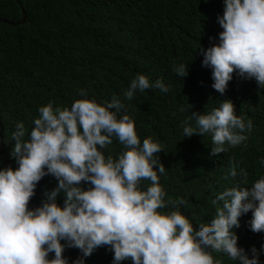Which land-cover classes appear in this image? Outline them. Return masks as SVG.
I'll use <instances>...</instances> for the list:
<instances>
[{"label":"clouds","instance_id":"obj_1","mask_svg":"<svg viewBox=\"0 0 264 264\" xmlns=\"http://www.w3.org/2000/svg\"><path fill=\"white\" fill-rule=\"evenodd\" d=\"M223 5L217 42L198 49L201 66L211 69V87L223 95L235 74L264 88V0H223ZM173 71L185 78L188 64L180 63ZM150 88L168 91L160 80L150 83L138 74L123 97L131 101L137 90ZM80 96L70 107L54 108L51 101L40 106L30 131L18 122L11 134L16 167H0V264H69L66 249L82 254L72 264H84L100 247L111 250L113 264H221L212 252L227 254L238 264H259L257 249L253 246L249 257L232 229L251 212L249 230L264 233V176L249 187L248 172L239 168L240 183L217 194L211 221L194 227L178 207L160 211L185 201L165 200L160 184L165 166L153 158L161 146L148 137L141 143L134 121L120 113L122 100L113 96L102 105L87 98L83 89ZM235 112L226 99L207 113H193L183 126L184 137L210 135V156L240 146L252 121ZM193 118L196 127L189 123ZM113 138L122 151L106 156L102 149ZM237 169L233 163L225 180H234ZM46 176L56 186L38 206L29 207ZM142 181L150 183L142 188ZM61 194L62 205L57 202Z\"/></svg>","mask_w":264,"mask_h":264},{"label":"trees","instance_id":"obj_2","mask_svg":"<svg viewBox=\"0 0 264 264\" xmlns=\"http://www.w3.org/2000/svg\"><path fill=\"white\" fill-rule=\"evenodd\" d=\"M223 7V0H0V17L6 19L0 20V126L8 166L16 167L10 155L12 132L18 122L30 131L40 106L51 101L54 108L70 107L82 98L81 89L102 105L116 96L124 103L120 113L134 121L141 143L148 137L161 146L153 158L165 166L160 175L165 200L185 201L160 211L178 207L197 228L201 222H210L217 207L212 201L225 188L240 183L239 168L248 172L249 187L264 176L260 163L264 159V88L234 74L221 95L211 87V69L201 66L198 49L217 42L222 31L217 16ZM20 8L24 18L18 22ZM180 63L188 64L185 78L173 71ZM138 74L150 83L160 80L168 91L137 90L131 101L124 99L123 92ZM226 99L234 104L237 116L252 121V129L244 133L248 139L240 146L210 156V135L184 137L183 126L193 113H207ZM189 123L196 127L194 118ZM102 151L115 157L122 145L113 138ZM233 163L238 165V175L225 180ZM149 183L142 181L141 187ZM56 184L53 177H44L31 201L39 205ZM63 199L61 194L57 202L62 205ZM250 218L251 212L241 216L240 227L232 231L238 246L249 257L254 246L259 264H264V233L249 230ZM63 255L71 264L73 256L82 254L66 249ZM212 255L221 264H238L227 254ZM84 264H113V254L100 247L84 258Z\"/></svg>","mask_w":264,"mask_h":264},{"label":"water","instance_id":"obj_3","mask_svg":"<svg viewBox=\"0 0 264 264\" xmlns=\"http://www.w3.org/2000/svg\"><path fill=\"white\" fill-rule=\"evenodd\" d=\"M20 11H21V16L17 20L18 22L21 21L24 18V11H23V9L20 8ZM0 20L6 21V19L3 18V17H0ZM8 22L9 23H12V21H10V20H8ZM0 158H1V162H2L3 167H7L8 166V163H7V160H6L5 155H4V145H3L2 141H1V126H0ZM30 205H31L32 208L38 206V205L34 204L32 201L30 202ZM76 259H77V257L74 256L72 258V261L73 260H76ZM72 261H71V264H72Z\"/></svg>","mask_w":264,"mask_h":264}]
</instances>
